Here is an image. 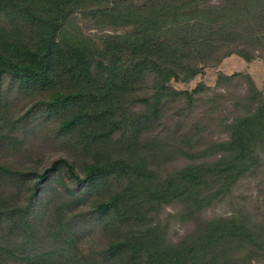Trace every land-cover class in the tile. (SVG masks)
I'll use <instances>...</instances> for the list:
<instances>
[{"label": "trees", "instance_id": "1", "mask_svg": "<svg viewBox=\"0 0 264 264\" xmlns=\"http://www.w3.org/2000/svg\"><path fill=\"white\" fill-rule=\"evenodd\" d=\"M75 13L114 30L90 39L77 22L69 23ZM0 14L22 16L26 27L0 52V96L8 84L49 92L50 108L64 115L58 134L76 140L89 158L82 165L60 158L43 172L0 165V179L28 183L24 202L0 201V224L22 227L30 244L32 215L45 188L58 180L65 189L63 180L70 178L82 183L65 190L55 208L60 233L72 227L70 213L86 211L116 235L90 264L108 256H120L121 264H249L264 258V229L234 217L196 228L177 243L168 239L161 218L164 206L178 202L177 217L191 219L261 163L264 95L249 75L221 77L249 86L232 112L246 111L228 123L224 116L228 136L214 142L205 141L203 126L212 114L186 119L204 86L188 93L170 84L192 81L233 55L247 63L258 59L255 54L264 53V0H0ZM192 153L202 161L160 176L177 155ZM98 188L108 190L107 200L88 207Z\"/></svg>", "mask_w": 264, "mask_h": 264}, {"label": "rangeland", "instance_id": "2", "mask_svg": "<svg viewBox=\"0 0 264 264\" xmlns=\"http://www.w3.org/2000/svg\"><path fill=\"white\" fill-rule=\"evenodd\" d=\"M68 21L72 25H76L77 22L83 34L94 40H99L103 35L111 34L114 30L105 25L104 28L97 19L92 22L77 13ZM25 28V19L22 16L7 17L0 14V52L5 50L11 35L23 36ZM255 55L259 58L250 63L233 55L217 66L206 67L201 75L192 81L171 82L172 88L188 93L193 92L199 84L204 86L205 90L195 95V103L191 110L186 111V119L192 123L197 119L198 114L204 111L207 115L212 114L203 124L206 132L205 141L226 140L228 134L221 125L246 111L241 108L238 113L232 112L233 104L238 105L239 101L242 102L244 97L240 98L241 96L247 97L249 85L243 80L221 79L222 76L249 75L256 88L264 95V53L259 52ZM253 63L258 66L256 69L251 66ZM61 88L65 87L61 86ZM6 91L0 96L1 166L11 167L17 171L43 172L60 158H74L81 165L88 162L89 158H86L85 151L76 140L58 134L60 121L64 119V115L50 108L47 102L49 92L29 88L18 89L16 84H8ZM227 115L229 121L222 123L225 120L224 116ZM260 159L261 163L255 171L252 170L234 181L227 192L218 199L215 198L210 205L191 219L182 220L177 217L182 210L178 202L164 206L161 218L168 239L172 243H177L196 228H206V225L214 220L231 217L243 221L245 226L263 230L264 151L261 152ZM200 161H202L201 156L196 153H192L190 158L177 155L175 160L163 169L160 176H166L187 164ZM63 181L68 183L65 189H62L58 180H51L52 183L43 192L42 201L36 204L37 212L32 215L34 227L28 237L30 244L26 240V235L21 232L22 227L10 229L6 227L8 223L3 221L0 224V264H90L91 255L105 248L110 241L116 240L114 233L102 230L101 219H96V216L93 219L89 218L86 211H80L74 216L70 213V221L73 225L64 233H60L55 208L62 204V194L65 190H77L82 183H70V178H64ZM27 184L24 181L12 183L7 179H0V201H3L4 206H17L18 203L24 202L28 197ZM112 184L117 188L115 181ZM103 188H98L92 193L88 207L93 202L107 200L105 192L107 193L108 190ZM120 259V256H108L105 260L100 258V262L121 264ZM249 264H264L263 255L252 258Z\"/></svg>", "mask_w": 264, "mask_h": 264}, {"label": "crops", "instance_id": "3", "mask_svg": "<svg viewBox=\"0 0 264 264\" xmlns=\"http://www.w3.org/2000/svg\"><path fill=\"white\" fill-rule=\"evenodd\" d=\"M251 66H253L254 67V69H256L258 66L257 65H254V63H253V65H251Z\"/></svg>", "mask_w": 264, "mask_h": 264}]
</instances>
